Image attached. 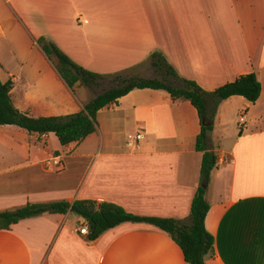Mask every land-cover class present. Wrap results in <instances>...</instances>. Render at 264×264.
Wrapping results in <instances>:
<instances>
[{"label": "crops", "instance_id": "crops-1", "mask_svg": "<svg viewBox=\"0 0 264 264\" xmlns=\"http://www.w3.org/2000/svg\"><path fill=\"white\" fill-rule=\"evenodd\" d=\"M40 37L109 78H150L139 72L147 63L159 72L155 52L208 91L257 73L256 103L233 96L217 110L211 148L218 165L206 193V227L216 250L206 263L264 264V0H0L6 79L24 86V110L66 115L83 106L75 102L71 112L55 113L73 90L38 45ZM236 105L241 115L232 121ZM98 123L95 133L67 146L53 133L42 144L16 125L0 126V211L92 199L189 222L203 157L196 150L197 109L164 90L134 89L100 110ZM124 132L144 134L125 146L137 151L123 152L110 138ZM84 224L72 212L20 220L0 230V264H189L176 241L150 223L125 222L96 239L81 232Z\"/></svg>", "mask_w": 264, "mask_h": 264}, {"label": "trees", "instance_id": "trees-1", "mask_svg": "<svg viewBox=\"0 0 264 264\" xmlns=\"http://www.w3.org/2000/svg\"><path fill=\"white\" fill-rule=\"evenodd\" d=\"M38 45L54 63L57 71L74 91L79 84L92 86L107 75L92 72L76 64L54 42L40 37ZM152 66L162 74V78H147L116 74L114 84L86 102L78 112L66 115L34 116L19 109L12 99L15 88L13 80L3 82L0 79V126L16 125L30 135L53 133L62 146L84 141L98 130V114L103 108L119 102L120 98L134 89L164 90L175 101H189L198 111L201 130L196 139V150L203 154L200 185L194 195L190 221L175 218L139 216L128 212L124 207L108 201L77 199L59 200L45 203H27L24 206L0 211V230L10 229L20 220L46 214L72 212L84 218L89 226L88 237L96 239L103 232L125 222L150 223L166 231L182 248L189 264H207L208 257L216 250L215 236L206 227V217L210 210L206 193L212 172L218 165V156L212 150L210 133L214 130L215 118L220 103L233 96H242L251 104L258 101L262 93V84L256 72L243 74L213 91H208L195 80L181 77L159 52L151 55Z\"/></svg>", "mask_w": 264, "mask_h": 264}, {"label": "rangeland", "instance_id": "rangeland-1", "mask_svg": "<svg viewBox=\"0 0 264 264\" xmlns=\"http://www.w3.org/2000/svg\"><path fill=\"white\" fill-rule=\"evenodd\" d=\"M6 57L8 58L5 54H3V56L0 55V79L3 80V82H6L5 80V73L6 70H4L2 68V66L4 65L3 63V58ZM11 60V59H10ZM54 62V61H53ZM2 65V66H1ZM143 67H147V70H142L139 72V74H144L143 76H148L150 78H162V74L160 72H155L153 70V68L151 67L150 63L145 64ZM136 72L138 73V71H131L128 72V75H134L136 74ZM28 76V75H27ZM114 84V79L112 78H105V79H100L99 82L97 84H93L92 86H86L84 84H79L75 87V90L73 91V93H70L72 95V97H70L67 93H65V98L64 101L61 102V106L62 108L58 111H56L55 113H66V112H71L73 109L72 105L77 102L78 106H80V104L83 106L86 102H88L91 98H93L94 96H96L97 94L103 92L104 90L110 88L112 85ZM24 86L22 84H19L17 86H15L13 92H12V99L14 101V104L18 107V108H22L21 110L23 111H28L30 114L36 116L37 112H32L30 110H24V108H27V103L25 101V95L23 92ZM49 100V99H47ZM74 101V102H73ZM80 102V103H79ZM221 104V103H220ZM63 105L65 106H69V108H63ZM239 105H236L234 108H231L229 111V116L230 119L233 121L234 118L237 116L238 120L240 118V109H238ZM219 108V107H218ZM218 112V111H217ZM217 115V114H216ZM244 115V114H243ZM226 129L229 127V125L225 126ZM225 127L222 126H218V131H221L220 129H225ZM225 129V130H226ZM215 134L214 131H212L210 133V144L212 142V136ZM133 135H136L135 133H118V135H115L112 138V141L114 142H118L119 144L124 145V151L123 152H129L133 149H131L130 147H125L126 144L131 143L134 139H133ZM34 139L38 142V143H42V144H47L46 141V136L44 137V135L42 136H38V135H33ZM57 139V138H56ZM58 140V139H57ZM53 142H55V140H53ZM52 142V144H53ZM59 142V141H58ZM56 143V142H55ZM213 143L215 144V140L213 139ZM133 151H137L133 150Z\"/></svg>", "mask_w": 264, "mask_h": 264}, {"label": "built area", "instance_id": "built-area-1", "mask_svg": "<svg viewBox=\"0 0 264 264\" xmlns=\"http://www.w3.org/2000/svg\"><path fill=\"white\" fill-rule=\"evenodd\" d=\"M244 124H245V118L242 116L241 117V126H243ZM134 138H135L134 139L135 143H137L139 140L144 138V134L139 132V133L136 134V136ZM53 162L56 165H61L62 164V159L60 157H56ZM80 230H81L82 233L88 234V232H89L88 224L82 225Z\"/></svg>", "mask_w": 264, "mask_h": 264}]
</instances>
